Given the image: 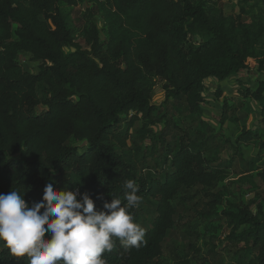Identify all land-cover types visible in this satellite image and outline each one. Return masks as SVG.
I'll use <instances>...</instances> for the list:
<instances>
[{
    "label": "trees",
    "instance_id": "obj_1",
    "mask_svg": "<svg viewBox=\"0 0 264 264\" xmlns=\"http://www.w3.org/2000/svg\"><path fill=\"white\" fill-rule=\"evenodd\" d=\"M89 1L93 19L79 40L59 7L78 0H0V194L18 191L31 206L53 181L58 190L77 191V199L88 193L103 210L113 196L124 201V181L134 180L142 203L131 212L145 242L125 248L117 239L103 258L161 264L182 217L181 193L208 191L225 175L206 155L214 134L203 120L185 123L152 104L156 81H166V101L184 100L198 114L206 79L264 74V0H239L238 16L195 0ZM247 11L251 22L242 20ZM21 52L41 62L39 72L22 67ZM254 96L264 124V80ZM162 122L155 138L152 127ZM255 138L258 130L245 128L239 139ZM259 145L261 152L264 140ZM220 203L213 194L210 208ZM227 214L235 228L247 226L239 263L264 264V216L247 207ZM0 264L27 260L0 246Z\"/></svg>",
    "mask_w": 264,
    "mask_h": 264
},
{
    "label": "rangeland",
    "instance_id": "obj_2",
    "mask_svg": "<svg viewBox=\"0 0 264 264\" xmlns=\"http://www.w3.org/2000/svg\"><path fill=\"white\" fill-rule=\"evenodd\" d=\"M195 3H203L207 7L217 4L226 15L241 14L239 0H195ZM59 7L67 15L75 36L80 40L82 31L93 19L90 15L93 3L78 0L75 6L61 3ZM250 12L243 14L242 20L251 22ZM94 18L99 20L98 14ZM98 23L101 27L102 22ZM19 62L30 73L40 70L41 62L32 60L28 53L21 52ZM259 80H264V74L256 69L241 71L223 81L206 79L201 112L193 114L187 110L184 100L180 105L174 103L173 98L166 101L167 83L157 79L152 104L164 106L163 113L167 110L166 114H173L185 123L197 116L196 122L203 120L214 134V141L206 155L211 164L222 169L225 175L216 187L208 191L197 187L181 193L177 203H180L182 217L164 243L159 259L161 264H240L238 258L243 255V242L239 235L247 226L235 228L227 212L236 210V207H247L254 214L264 216V149L260 152L259 145V140H264V124L261 123L260 103L254 96ZM225 101L229 104L228 110L224 108ZM173 105H176L175 109ZM164 125L162 122L152 127L156 132L155 138ZM141 126L142 122H138L136 128ZM245 128L258 130V138L239 139ZM73 144L82 145L81 142ZM157 146L160 147L161 143L158 142ZM223 157L230 161L225 163ZM213 194L220 198L221 203L211 209L209 202Z\"/></svg>",
    "mask_w": 264,
    "mask_h": 264
},
{
    "label": "clouds",
    "instance_id": "obj_3",
    "mask_svg": "<svg viewBox=\"0 0 264 264\" xmlns=\"http://www.w3.org/2000/svg\"><path fill=\"white\" fill-rule=\"evenodd\" d=\"M123 188L124 201L113 196L103 210L88 193L77 199V191L58 190L53 181L31 206L18 191L0 194V246L27 264H105L103 254L117 239L125 248H139L145 231L131 209L142 197L134 180H125Z\"/></svg>",
    "mask_w": 264,
    "mask_h": 264
}]
</instances>
